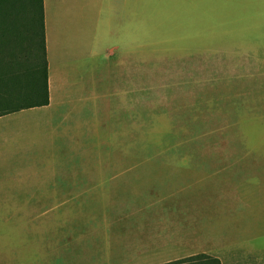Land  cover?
<instances>
[{
	"label": "rangeland",
	"instance_id": "1",
	"mask_svg": "<svg viewBox=\"0 0 264 264\" xmlns=\"http://www.w3.org/2000/svg\"><path fill=\"white\" fill-rule=\"evenodd\" d=\"M138 8L133 81L64 98L0 173V264L264 251V0Z\"/></svg>",
	"mask_w": 264,
	"mask_h": 264
},
{
	"label": "crops",
	"instance_id": "2",
	"mask_svg": "<svg viewBox=\"0 0 264 264\" xmlns=\"http://www.w3.org/2000/svg\"><path fill=\"white\" fill-rule=\"evenodd\" d=\"M138 6L139 0H43L49 102L0 116V173L12 170L13 163L17 167L22 164L19 157L29 138L44 131L46 115L64 98L74 94L75 100L83 104L93 98L95 105L101 107L109 97L106 87L105 95L100 91L102 82H108L117 72L122 74L123 86L133 81L138 59L130 49H134L138 39ZM100 62H104L105 71H101ZM253 215L258 217L254 221L264 220L261 213ZM243 232L244 246H230L223 255L209 256L216 258L218 264H264V251L248 241L256 231ZM128 264L211 263H155L148 257Z\"/></svg>",
	"mask_w": 264,
	"mask_h": 264
},
{
	"label": "trees",
	"instance_id": "3",
	"mask_svg": "<svg viewBox=\"0 0 264 264\" xmlns=\"http://www.w3.org/2000/svg\"><path fill=\"white\" fill-rule=\"evenodd\" d=\"M48 102L43 0H0V116ZM181 261L219 263L205 254Z\"/></svg>",
	"mask_w": 264,
	"mask_h": 264
}]
</instances>
